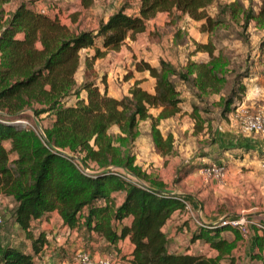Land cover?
I'll return each mask as SVG.
<instances>
[{
  "label": "trees",
  "instance_id": "obj_1",
  "mask_svg": "<svg viewBox=\"0 0 264 264\" xmlns=\"http://www.w3.org/2000/svg\"><path fill=\"white\" fill-rule=\"evenodd\" d=\"M11 1L0 0V196L11 198V215L28 239L30 250L22 251L0 240V264H38L48 242L47 232L42 229L34 234L32 225L46 219L51 211H56L63 225L103 238L123 264H221L222 259L230 258L235 239L240 237L236 228L217 222L198 224L178 199L180 195L166 193L161 183L149 182L145 187L118 169L101 171L124 167L138 178H146L132 150L141 121L150 123L154 149L163 155L169 153L172 134L163 136L158 124L181 111L183 98L175 78L196 90L199 98L200 93L219 94V115L229 119L236 101L246 92L243 79L250 77L249 68L242 72L227 69L229 59L209 37L206 42L194 43L196 51L207 53L206 62L188 59L183 68H176L162 58L157 66L144 59L135 61L136 70L148 71L154 78L153 91L136 79L126 94L114 97L107 94L104 78H100L103 90L100 88L93 64L118 50L126 38L135 39L145 30L146 20L158 12L199 21V30L209 36L224 23L225 14L244 30L251 24L264 28V0H249L247 5L241 0L218 4L214 15L208 11L214 0H139L137 13H126L122 4L106 19H98L94 28L71 27L56 13L38 10L34 0H18L14 7L6 8ZM184 43L185 35L183 38L177 29L173 45ZM258 48L264 63V35ZM82 49L92 50L83 60ZM79 69H83V78L77 83ZM226 72L232 73L230 83ZM153 108L158 109L155 115ZM23 110L31 111L39 122L49 121L43 126L45 136L32 123L27 125V117L13 118ZM190 115L201 130L204 119L195 107ZM112 127L118 131L111 132ZM221 133L212 131L209 144L223 138ZM51 145L69 155L58 153ZM73 156L98 174L84 171ZM119 191L124 192L120 202L115 195ZM183 199L190 204L185 196ZM176 215L183 218V224L190 221L194 225L183 251L169 250L163 231ZM257 222L260 227L250 228L264 233V224ZM227 230L233 232L232 239L226 238ZM263 233L257 236V258L263 248ZM124 238L132 247L128 253H121L118 246ZM198 240L213 252L190 251Z\"/></svg>",
  "mask_w": 264,
  "mask_h": 264
},
{
  "label": "rangeland",
  "instance_id": "obj_2",
  "mask_svg": "<svg viewBox=\"0 0 264 264\" xmlns=\"http://www.w3.org/2000/svg\"><path fill=\"white\" fill-rule=\"evenodd\" d=\"M17 1L12 0L6 8L14 7ZM116 1L95 0L93 5L99 6L104 11L106 7H113ZM122 1L127 3V8H131V10H133V5L137 2V0ZM231 1L233 0H214L208 11L211 15H214L218 4L229 3ZM241 1L245 5L249 2V0ZM121 5L122 3L117 8ZM223 17L224 23L218 25L209 36L207 32L199 30V21L193 20L186 15L176 17L175 15H169L167 12H158L154 17L146 20L145 30L138 33L135 39L126 38L118 50L110 51L106 56L94 61L93 66L99 76L97 81L100 88L103 90L100 78H104L107 94L111 96L115 95L116 97L126 94L130 85L134 80L138 79L143 88L153 91L154 78L149 75L148 71L136 70L134 68L135 61L144 59L151 65L157 66L158 59L162 58L176 68H183L188 59L206 62L209 60L207 53L196 51L194 43L206 42L210 37L216 49H220L229 59L226 65L227 69L242 72L248 67L250 71V77L243 79V82L247 85L246 92L236 101L233 111L240 106H244L248 112H259L264 116V63L260 60V50L258 48L259 39L264 35V28L255 27L251 24L244 30L235 18L230 17L228 14L223 15ZM60 21L64 23L65 19L64 21ZM68 25L74 28H92L94 23L81 18L75 24L73 22V24ZM177 29L181 30L183 38L185 35L184 44L173 45V36ZM87 52L91 53L92 50L82 49L80 51L82 60L84 54ZM75 76L77 83H80L83 78V69L77 70ZM225 76L227 82L230 83L232 81V73L226 72ZM174 83L183 98L181 111L173 117L161 120L158 124L160 133L163 136H166L168 132L172 134V148L166 155L156 151L151 143L149 121L139 122L140 134L133 142L132 149L135 160L138 155L141 170L146 173L145 179L136 176L139 181H142L146 185L149 182H158L163 184V188L168 190L167 192L174 191L175 193V189L180 186V182L179 180L173 182L174 178L181 176L187 170L198 168L201 163L205 164L208 161L216 160L222 161L226 171L237 169L241 173L256 172L257 165L254 163L255 161L264 159V150L259 149L257 153L248 152L246 149L235 146L232 141H235L238 137H246L251 138L254 143H257L262 142V136L257 133H245L241 131L240 123L236 119L221 118L218 106L219 94L200 93L199 98L196 90L189 88L178 78L174 79ZM193 107H195V110L202 117L201 119H204L203 124L200 126L201 130H198L199 128L194 126L195 120L190 115ZM151 112L155 115L158 109L153 108ZM22 116L27 117V125L31 123L34 125L31 111H21L20 119ZM48 123L49 121L46 119L40 122L42 129ZM215 129L226 135L225 140L227 143L220 144L218 141L209 144L210 134ZM117 131L116 127L111 128V132ZM224 146L231 148L226 149ZM253 155H256L257 159ZM242 157L246 158L243 160L245 162H240ZM249 160H253V162H249ZM187 161H190V164ZM143 166L144 168H142ZM93 167L95 168V166ZM111 167V169H118L124 173L121 168ZM85 171L90 173L94 170L85 169ZM127 177L138 182L136 177ZM182 190L185 191L186 189ZM12 207L13 202L10 197H0V240L3 244L9 243L22 251H29V241L25 237L24 232L16 225L11 215ZM192 213L194 217L192 220H198V213L193 207ZM40 223L37 221L33 222L32 232L34 234L46 228V226L42 228ZM38 264L45 263L38 262Z\"/></svg>",
  "mask_w": 264,
  "mask_h": 264
},
{
  "label": "crops",
  "instance_id": "obj_3",
  "mask_svg": "<svg viewBox=\"0 0 264 264\" xmlns=\"http://www.w3.org/2000/svg\"><path fill=\"white\" fill-rule=\"evenodd\" d=\"M94 1L34 0V6L38 10L49 14L56 13L60 20L64 21L65 19L64 23L66 24H73V22L75 24L81 18H85V20L94 23L92 28L96 26L98 19H106L113 11L118 9L117 7L121 3L124 4L126 13L135 14L138 12L137 4H139V0L133 5V10L127 8V3L117 0L114 2L113 7H106L104 11L99 6H94ZM113 96L115 97V95ZM225 138L226 136L224 135L217 142L219 141L220 144L227 143ZM245 138L238 137L232 142L235 146L242 149L248 148L246 149L248 152L257 153L259 149L264 150L262 142L254 143L251 138ZM253 156L256 157V155ZM136 157L135 163L141 165L139 163V156L137 155ZM245 159V157H242L240 162ZM215 162L220 163L222 161L216 160ZM249 162H253V160H249ZM203 164L201 163V166ZM254 164L257 165V170L254 173H241L237 169L227 170L228 173L226 171L223 183L202 176L199 173L201 166L194 168L179 180L180 186L175 189V193L183 195L188 199L191 206L198 213V220L202 223L209 224L217 222L222 216L244 214L254 221H260V223L264 224V159L255 161ZM143 165L145 166V164ZM182 189L186 190L183 191ZM170 193H174V191ZM123 194L124 192L122 191L115 193L118 202L122 200ZM181 219L183 218H179L176 215L174 216V220L167 222L163 228L168 238V248L171 251H183L188 246L190 231L194 227L190 221L187 224H183V220ZM194 220L197 221L196 219ZM40 224L42 228L46 226L43 230L47 232L49 238H52L51 240L48 239L47 246L40 252L39 262L41 263L62 264V261L70 260L73 253L80 249H86L95 256L112 250L103 238L92 234L88 235L82 229L72 227L69 232H66V225L62 224L56 211L49 212L47 218L41 221ZM262 233L260 229L253 227L247 238L240 236L235 239V245L231 249L230 258L222 259L221 264H264V243L262 250H260L259 258L255 256V252L258 251L256 245L257 236L262 235ZM224 234L227 239L234 237L233 232L230 230L225 231ZM56 237H58V240H55ZM118 246L121 253H128L132 248L127 238L119 240ZM190 251L213 252L201 240L192 243Z\"/></svg>",
  "mask_w": 264,
  "mask_h": 264
},
{
  "label": "built area",
  "instance_id": "obj_4",
  "mask_svg": "<svg viewBox=\"0 0 264 264\" xmlns=\"http://www.w3.org/2000/svg\"><path fill=\"white\" fill-rule=\"evenodd\" d=\"M229 119H236L240 123L241 131L245 133H254L262 136V144L264 147V116L259 112H248L243 106L235 109L230 113ZM264 167V164H263ZM199 173L207 179H213L220 183L225 180L226 168L222 163L209 161L199 168ZM125 174V173H123ZM126 175V174H125ZM127 176V175H126ZM179 200L184 204V208L192 216V208L190 204L183 199V195L178 197ZM198 224H206L201 221H196ZM220 225H229L237 229L242 238H247L251 232V225L260 226V224L254 221L252 218L239 214L234 217L222 216L217 221ZM70 228L65 227V231L69 232ZM49 238L47 235V241ZM58 240V237L55 238ZM48 244V242H47ZM45 245V247L47 246ZM62 264H123L120 255L116 251H108L101 255H93L86 249H80L73 253L70 260L62 261Z\"/></svg>",
  "mask_w": 264,
  "mask_h": 264
},
{
  "label": "water",
  "instance_id": "obj_5",
  "mask_svg": "<svg viewBox=\"0 0 264 264\" xmlns=\"http://www.w3.org/2000/svg\"><path fill=\"white\" fill-rule=\"evenodd\" d=\"M20 113H21V112H18L16 115H14L13 118H14V119H18V118H20V117H19V114H20ZM32 119H33L34 126H35V128L37 129V131H38L42 136H45V135H44V132H43V129H42V127H41V124H40V122H39V120L34 116L33 113H32ZM51 147H52L53 150L57 151V152L60 153V154H63V155H69L67 152H65V151H63V150H61V149L55 148V147L52 146V145H51ZM73 157H74V156H73ZM74 158H75L77 161L80 162V164H81L83 170L85 171L86 166H85V165H84L79 159H77L76 157H74ZM111 168H112V167L105 168V169H103L101 172H105V171H107V170H109V169H111ZM121 169L123 170V172H124L127 176L136 177L133 173H131L130 171H128L126 168L121 167ZM89 174L95 176V175H97L98 173L95 172V171H93V172H90ZM136 180H137L138 183H140L141 185L147 187V185H146L145 183H143L142 181H139V179H138L137 177H136ZM152 189L155 190V191L158 192V193H162V192H164V191H162V190H160V189H154V188H152ZM166 193H169V192H166ZM169 194H170V193H169ZM209 224H211V223H209Z\"/></svg>",
  "mask_w": 264,
  "mask_h": 264
}]
</instances>
